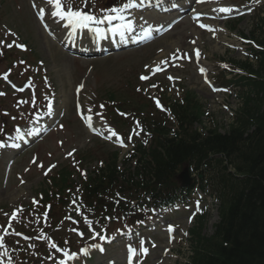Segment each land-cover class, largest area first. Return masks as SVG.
Masks as SVG:
<instances>
[{
    "label": "rangeland",
    "instance_id": "obj_1",
    "mask_svg": "<svg viewBox=\"0 0 264 264\" xmlns=\"http://www.w3.org/2000/svg\"><path fill=\"white\" fill-rule=\"evenodd\" d=\"M32 0H0V52H2L7 47L9 40L12 38L11 35L20 36L25 43L28 44L29 48L34 51L31 56H25L27 61L17 63L14 71L20 75L19 82L24 83L31 79V74H35V67L40 68V70L46 71L50 75L53 84L57 88L59 94V100L62 103V107L65 108V113L67 117L65 122L67 125L61 124L58 128L59 134H53L47 139L42 145L37 147V150H33L28 154L26 159L21 158L15 165L11 178L8 179L7 164L5 159L8 158V154L0 149V217L10 218L12 216V211L20 206H25L31 201V197H35L36 192L41 189L40 184L43 182V177L41 175L43 167L45 164L51 163L53 160H49L47 156L48 152L53 154L54 160L61 159L63 152H68L70 149H87L91 147L88 143L90 137L85 133V130L77 126V118L74 114V94L77 96L79 86L81 83L87 79L88 74L85 68L81 64H90V62L80 61L77 63V59L64 53L57 45V43L50 40L43 33L34 14L31 9ZM77 0L74 2L76 3ZM139 23L143 25H148L150 19H139ZM152 23V22H151ZM190 19H187L179 28L162 40L159 45H155L154 51L160 49V46L166 47L170 44L171 40L176 37V35L182 32L184 29L192 26ZM250 24L248 21L242 23V28H247ZM12 33V34H11ZM207 44V43H206ZM215 46V44H213ZM209 58H211L215 53L212 51H207ZM224 54V49L220 48L219 51ZM23 57L24 54H18ZM244 54L238 52H231L229 58L231 59H244ZM41 61V65L36 63V59ZM115 58V57H114ZM34 62L32 64L30 60ZM114 63V61H113ZM99 67L97 68L99 73H103L102 62H99ZM43 66V67H40ZM117 65H113L110 70L114 72ZM6 70V62L3 60L2 55H0V73ZM123 78L121 75L117 76L114 80L115 87H123ZM36 84L37 82L34 81ZM95 80L93 76L89 77L87 86L83 91L84 94L90 93L93 89ZM191 87L196 90V93L200 99L206 104L208 108L209 105H213V101L222 99L223 97L212 98L210 92H208L204 86L201 84L200 79L193 72L191 74ZM40 87H45L44 84L40 82ZM53 87V86H49ZM42 89V88H41ZM41 89L37 90L38 94ZM4 88L0 86V98L4 96ZM39 94L41 97L42 95ZM37 97V96H36ZM36 100L32 95L31 91L26 92L25 95L21 97H12L7 94L3 104H0V131L2 129V118L7 117L9 124H18L21 120L27 119L30 113V108L36 104ZM214 120L222 125L228 124L229 116H225L228 113L223 108L212 109ZM223 111L224 113H220ZM16 120H12L13 117ZM17 122V123H16ZM62 143V150L59 145ZM37 154H36V153ZM126 153V152H123ZM30 161V162H29ZM20 177V179H19ZM39 181V183H38ZM25 182L24 185H21ZM19 193V194H17ZM17 194V195H15ZM11 213V214H10ZM214 216H211L213 219ZM212 230L210 224L206 227L205 235H211ZM166 246V243L163 247ZM162 247V248H163ZM160 252H156L157 258L160 257ZM185 261L184 256L181 258ZM166 264V263H165Z\"/></svg>",
    "mask_w": 264,
    "mask_h": 264
},
{
    "label": "trees",
    "instance_id": "obj_2",
    "mask_svg": "<svg viewBox=\"0 0 264 264\" xmlns=\"http://www.w3.org/2000/svg\"><path fill=\"white\" fill-rule=\"evenodd\" d=\"M253 135L244 138L252 124L242 123L231 136H215L209 141L210 152L237 156L243 162L244 179L230 183L231 196L219 226L218 241L201 255L202 264H264V113ZM169 154L173 173L179 164L199 157L193 142L182 141ZM165 171L161 184L169 180Z\"/></svg>",
    "mask_w": 264,
    "mask_h": 264
},
{
    "label": "snow or ice",
    "instance_id": "obj_3",
    "mask_svg": "<svg viewBox=\"0 0 264 264\" xmlns=\"http://www.w3.org/2000/svg\"><path fill=\"white\" fill-rule=\"evenodd\" d=\"M47 4L51 7L52 11H51V15L54 17H57L60 20L66 21L68 26H71L73 28H86L89 26V24L91 23H102L103 21H98L96 17L92 16V15H87L84 14L80 11H74L71 10L70 8H68L65 0H47ZM132 6H136L135 3H132ZM127 9V6H125V10ZM42 12L44 11L43 9L41 10ZM220 11L228 13L231 11V9L229 8H221ZM113 13H118V15L116 16H112L109 15L106 17V19L111 22L113 19H120V20H124L125 17L123 16V14L121 13L120 9H112ZM124 28H131L130 24H125L123 25ZM201 27H205V25H201ZM121 35H123V32L121 31ZM2 43V42H0ZM8 47H12L11 44L7 45ZM17 47L23 48V45H16ZM26 50V49H25ZM0 55H2V52H0ZM196 56L199 57L200 56V52L197 49L196 50ZM204 70L201 69V72H203ZM4 79H7V76L4 77ZM141 79L147 80L148 77H141ZM171 79V78H170ZM83 86L81 85V88ZM2 95V94H0ZM157 104L159 106V101H157ZM113 135H115V133H113ZM122 146H125L123 141H120ZM0 147H3V145H0ZM54 167V166H53ZM50 170V169H49ZM47 174V173H46ZM13 219H16L17 217L14 215L12 217ZM171 230V229H170ZM0 247H3V237H0ZM53 247H55V245H53ZM102 250V249H101ZM133 255L135 254V250L132 249L131 250ZM144 253H147V249H144ZM85 254H87V251L85 250Z\"/></svg>",
    "mask_w": 264,
    "mask_h": 264
},
{
    "label": "bare ground",
    "instance_id": "obj_4",
    "mask_svg": "<svg viewBox=\"0 0 264 264\" xmlns=\"http://www.w3.org/2000/svg\"><path fill=\"white\" fill-rule=\"evenodd\" d=\"M185 37H186V36L184 35V36H183V39H184Z\"/></svg>",
    "mask_w": 264,
    "mask_h": 264
}]
</instances>
